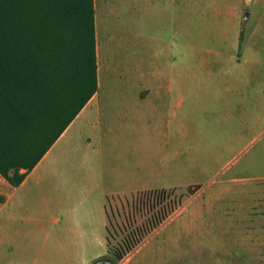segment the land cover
Here are the masks:
<instances>
[{
  "label": "rangeland",
  "instance_id": "374dc122",
  "mask_svg": "<svg viewBox=\"0 0 264 264\" xmlns=\"http://www.w3.org/2000/svg\"><path fill=\"white\" fill-rule=\"evenodd\" d=\"M134 3L114 0L112 14L100 11V125L79 121L75 151L85 152V133L122 136L119 145H102L105 155L151 157L159 190L111 197L110 246L128 237L139 243L120 261L106 246L94 250L116 264H264L262 11L247 34L248 23L236 26L233 13L239 8L245 16L255 1L189 0L184 16L180 3L167 15L154 0H141V12ZM241 41L249 43V63L239 60L244 48L230 55ZM171 56L178 61L173 71L183 74L179 86L189 92L184 107L140 103L137 61L148 83ZM247 76L254 93L230 90Z\"/></svg>",
  "mask_w": 264,
  "mask_h": 264
},
{
  "label": "crops",
  "instance_id": "0c3cea01",
  "mask_svg": "<svg viewBox=\"0 0 264 264\" xmlns=\"http://www.w3.org/2000/svg\"><path fill=\"white\" fill-rule=\"evenodd\" d=\"M154 1L157 10L166 15L172 11L174 3L177 7L180 3L183 16L184 11L188 14L189 0ZM252 1H255L254 8L245 16L239 8L233 13L237 18L236 26L240 27L244 21L248 23L247 34L259 12L262 11L264 16V0H249V3ZM113 2L94 0L99 87L100 11L105 8L107 13L112 14ZM134 4L141 12V0H135ZM233 45L230 55L234 57L238 52L239 56L244 48L245 55L239 60L249 63V43L243 45L241 41ZM168 59L165 63L167 67L152 74L148 83L142 63L137 61L141 72L135 78L145 86L137 94L140 103L155 102L169 109L184 107L189 92L179 86V76L181 78L183 74L173 71V66L177 64L174 63L178 61L173 56ZM203 60V64L209 63L208 59ZM245 81L246 84L237 82L231 85L230 90L246 96L254 93L255 88L249 85V76ZM260 92L264 94V89L261 88ZM158 96L164 98L158 100ZM99 97L98 88L19 185L12 184L0 173V264H94L96 260L107 257L103 250L95 251V246L97 249L100 245L106 246L109 253V199L159 190L156 164L151 157L141 161L135 155L127 157L119 152L112 160L105 155L102 145L115 142L119 145L125 139L122 136L105 138L84 132L86 141L82 148L85 152L75 151V147L79 146L78 140H75L81 125L79 121L86 120L87 125L95 128L100 125L94 119ZM133 126L141 128V123L135 121Z\"/></svg>",
  "mask_w": 264,
  "mask_h": 264
},
{
  "label": "trees",
  "instance_id": "16d2710c",
  "mask_svg": "<svg viewBox=\"0 0 264 264\" xmlns=\"http://www.w3.org/2000/svg\"><path fill=\"white\" fill-rule=\"evenodd\" d=\"M98 88L94 0H0L3 176L19 185ZM110 243L120 261L139 240Z\"/></svg>",
  "mask_w": 264,
  "mask_h": 264
},
{
  "label": "water",
  "instance_id": "95a60500",
  "mask_svg": "<svg viewBox=\"0 0 264 264\" xmlns=\"http://www.w3.org/2000/svg\"><path fill=\"white\" fill-rule=\"evenodd\" d=\"M105 260H106V258H100V259L96 260L94 264H116L115 262L106 263Z\"/></svg>",
  "mask_w": 264,
  "mask_h": 264
},
{
  "label": "flooded vegetation",
  "instance_id": "af4514ba",
  "mask_svg": "<svg viewBox=\"0 0 264 264\" xmlns=\"http://www.w3.org/2000/svg\"><path fill=\"white\" fill-rule=\"evenodd\" d=\"M105 262L106 263H112V261L109 258H106Z\"/></svg>",
  "mask_w": 264,
  "mask_h": 264
}]
</instances>
